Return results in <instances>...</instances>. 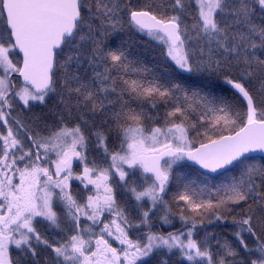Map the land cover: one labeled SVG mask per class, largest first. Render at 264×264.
<instances>
[{"label":"snow or ice","instance_id":"snow-or-ice-1","mask_svg":"<svg viewBox=\"0 0 264 264\" xmlns=\"http://www.w3.org/2000/svg\"><path fill=\"white\" fill-rule=\"evenodd\" d=\"M0 264H264V0H0Z\"/></svg>","mask_w":264,"mask_h":264}]
</instances>
